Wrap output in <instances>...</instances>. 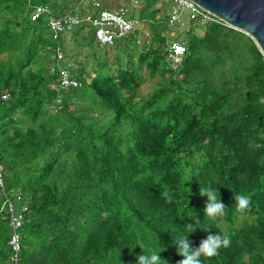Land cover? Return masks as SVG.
I'll return each instance as SVG.
<instances>
[{
	"label": "trees",
	"instance_id": "obj_1",
	"mask_svg": "<svg viewBox=\"0 0 264 264\" xmlns=\"http://www.w3.org/2000/svg\"><path fill=\"white\" fill-rule=\"evenodd\" d=\"M35 1L58 11L57 0ZM26 4L0 0V160L9 169L8 188L29 201L23 264H138L139 255L151 252L160 253L162 264H177L184 258L177 254L180 238L187 235L195 250L209 234H227L230 244L211 258L202 255L201 264H264V55L254 40L232 27L223 37L227 25L218 22L203 26L202 34L189 30L178 76L168 67L167 39L155 37L137 64L130 54V61L98 70L90 82L85 62L79 73L72 65L82 86L64 90L49 63L58 47L64 51L65 36L72 33L77 45L80 38L102 45L86 24L47 37L46 19L32 20ZM141 6L140 19L148 16L157 27L162 9L151 0ZM234 32L240 36L229 45ZM137 33L117 42L136 47ZM205 45L215 60L207 61ZM226 52L235 56V73L219 81L209 67L215 61L223 75ZM143 63L163 75L161 89L149 96L139 91ZM6 90L10 97L3 100ZM87 92L91 104L77 105ZM53 103L56 113L47 107ZM14 150L17 163L10 158ZM201 187L216 190L223 215L205 214ZM235 194L251 198L242 212ZM3 223L0 238L8 250L0 260L9 262L11 229L6 217Z\"/></svg>",
	"mask_w": 264,
	"mask_h": 264
},
{
	"label": "built area",
	"instance_id": "obj_2",
	"mask_svg": "<svg viewBox=\"0 0 264 264\" xmlns=\"http://www.w3.org/2000/svg\"><path fill=\"white\" fill-rule=\"evenodd\" d=\"M31 7V19L38 20L44 17L47 21L49 30L54 39H58L61 35L70 33L75 29L88 25L94 30L97 42L102 46L114 45L117 40L130 35L139 30L143 21L135 15H131L129 9L121 6L116 9L100 8L95 12H55L48 4L43 2H35L27 0ZM172 2L171 10L168 12V19L171 25H186L185 18L182 17L186 12L187 16L193 17L201 23L209 24L218 22L229 26L223 20L212 14L210 11L202 8L193 0H170ZM138 3V0H135ZM100 2L95 0L94 7H99ZM63 50L58 47L57 54L54 59L58 64V73L60 76V87L69 89L80 85L74 72L70 70L71 61H67ZM188 48L184 40L173 39L168 46L167 57L171 68L182 76L181 66L186 57ZM56 69V70H57ZM10 92L6 90L2 95L3 100H8ZM8 174L7 167L0 160V192L2 199L0 200V214L5 215L8 220V226L11 229L9 239V264H23V228L28 222V214L30 209L21 194L9 195L6 191V176ZM4 194V195H3Z\"/></svg>",
	"mask_w": 264,
	"mask_h": 264
},
{
	"label": "rangeland",
	"instance_id": "obj_3",
	"mask_svg": "<svg viewBox=\"0 0 264 264\" xmlns=\"http://www.w3.org/2000/svg\"><path fill=\"white\" fill-rule=\"evenodd\" d=\"M35 1V0H33ZM65 1L66 0H57V13H63V12H91V8L94 6L95 0H68L69 6L68 10H64L65 7ZM26 8L30 7V4L26 0ZM39 2V1H35ZM146 0H138V3H135V0H126V3L130 8L136 9V11L140 10L142 8V4H144ZM48 4L52 9L53 6H51L49 3ZM93 5V6H92ZM72 6V7H71ZM135 6V7H133ZM54 10V9H53ZM94 10V8H93ZM55 11V10H54ZM56 12V11H55ZM3 15L6 17H9L10 15L7 13H3ZM31 14L29 13V16ZM183 18H185L186 25H178V24H173L171 25L169 22V19H167L166 22L164 20H161V14L157 15V18L160 19V22L157 27H152L151 26V19L148 16H145L143 18V24L139 28L138 33L136 34L137 36V46L132 47V46H126L125 44L127 43L124 40L118 41L116 44L109 46V47H102V46H93V44L88 43L87 41H82V38L78 39L81 41V44L77 45L78 41L74 40L71 38V34H67L65 37L66 39L63 41L62 45L64 47V51H62L65 54L66 60L71 61V64L77 67V72L79 73V63L80 61L85 62V65L87 66V70L89 71L90 75L87 78V81L90 82L93 77L97 75L98 70H103L105 73H107L108 68H110V71L114 70L119 66L120 63L125 64L126 62L131 60V55H133V61L135 64L139 62V58L141 53H145L147 50V45L149 43H152L153 39L157 37H165L167 39V47L171 43L173 39H180L184 40V36H186V32L191 30L192 33L195 34H202L204 33L203 26L207 24H202L201 21L187 16L186 12L184 15H182ZM31 18V17H30ZM168 23L167 27L166 24ZM228 27L226 26V29L221 33V35L224 37L228 33ZM88 28L84 29V33H88ZM237 30V29H236ZM240 31V30H238ZM242 32V31H241ZM47 37H52L51 31L46 30L45 31ZM244 33V32H243ZM246 34V33H245ZM240 34L238 33H231L229 37V45L234 44V40L236 38H239ZM249 36V35H248ZM131 45V44H130ZM157 45V44H156ZM155 45V46H156ZM225 47V45H224ZM203 55L207 56V61H212L215 60L216 56L214 54V51L210 49L208 46H204V48L201 49ZM58 51V50H57ZM131 54V55H130ZM245 55H248V53H244ZM54 53L51 54L50 57H53ZM224 58L227 60V63L225 65V71L223 75H220L218 73V66L213 63L210 64V71L219 79V81H224V77L226 76H233L235 71L231 68L232 67V62L235 59V56L232 55L230 52L224 53ZM50 59V58H49ZM119 59V60H118ZM166 60L168 62V67L170 68V62L168 60V57L166 55ZM108 63L107 65L99 66L96 63ZM248 65H250V62H248ZM49 67L52 73L56 72V69L58 68V64L56 62V59L50 60ZM166 69V68H165ZM141 73L143 76L146 78L145 81L143 82L142 86L140 87L139 91L141 94L149 96L150 94H153L157 89H161L162 87V77L163 75L159 70L156 72H152L148 67L146 63L142 64L141 68ZM170 72L167 69V72L164 76H169ZM76 76V75H75ZM77 77V76H76ZM244 81L245 86L252 87V83L248 81V79L245 76L241 77ZM79 83L80 80L78 79ZM80 86H82L80 84ZM61 88V87H60ZM172 89L174 92H178L180 89L177 85H172ZM66 90V89H64ZM170 90V89H168ZM166 102V101H165ZM77 105L84 104L85 106H89V103L91 104V99L89 97V92H87L84 96V98L77 99ZM50 111L53 113H56L57 110H59L60 107L57 106V104L53 103L48 105ZM90 113H93L92 110L89 109ZM100 119L101 122H104V117L102 115H97ZM35 122H30L28 123V127H34ZM10 158L15 161V163L18 162V155L16 150L11 153ZM7 167V164H6ZM7 171L9 173V169L7 167ZM6 182H7V176H6ZM6 191L8 192L9 195L13 196L15 194H21L23 196V199L25 201V204L28 205L29 207V201H27L25 195L22 193L20 189H14L10 190L7 186L6 183ZM4 195V194H3ZM2 199V195L0 192V200ZM30 209V207H29ZM3 219H5V215L0 214V227L3 224V227H6L3 223ZM245 219V216H240V220ZM30 220V218H29ZM224 225V223H222ZM24 231V230H23ZM8 250V247L5 245L3 242L2 238H0V253L6 252ZM0 264H9L8 261H3L0 260Z\"/></svg>",
	"mask_w": 264,
	"mask_h": 264
},
{
	"label": "clouds",
	"instance_id": "obj_4",
	"mask_svg": "<svg viewBox=\"0 0 264 264\" xmlns=\"http://www.w3.org/2000/svg\"><path fill=\"white\" fill-rule=\"evenodd\" d=\"M201 196H206L208 201L206 203L204 212L208 217H215L218 215H223L225 211V204L222 203L221 198L217 200L216 190L210 187H201L200 188ZM163 196L170 199L171 197L167 192L162 193ZM234 200L237 204L238 211H244L250 205V196L244 194H235ZM192 224L186 226V232L188 234L193 233L195 230ZM204 231H210L208 228H201ZM191 230V231H190ZM230 244V238L227 234H209L206 239H203L199 247L193 250L187 240V235L179 240V249L177 254L183 256L184 258L177 262V264H201L199 259L202 255L204 257L211 258L218 254V250L221 247H227ZM138 264H162L160 253L151 252L148 254H141L137 257ZM167 262V261H166ZM168 264V262H167Z\"/></svg>",
	"mask_w": 264,
	"mask_h": 264
},
{
	"label": "water",
	"instance_id": "obj_5",
	"mask_svg": "<svg viewBox=\"0 0 264 264\" xmlns=\"http://www.w3.org/2000/svg\"><path fill=\"white\" fill-rule=\"evenodd\" d=\"M230 27L249 35L264 55V0H193Z\"/></svg>",
	"mask_w": 264,
	"mask_h": 264
},
{
	"label": "crops",
	"instance_id": "obj_6",
	"mask_svg": "<svg viewBox=\"0 0 264 264\" xmlns=\"http://www.w3.org/2000/svg\"><path fill=\"white\" fill-rule=\"evenodd\" d=\"M100 2V6L99 7H94L93 5V8H91V12H95L97 10H99L100 8H108V9H116V8H119L121 6H125L129 9V13L131 15H135V16H138L139 18H141L140 16V13L138 11H136V9H133V8H130L126 3V0H98ZM153 2V7L156 9V8H161L162 9V12H160L159 14H162L163 13H168L170 10H171V7H172V2L170 0H151ZM135 7V6H133ZM89 29V28H88ZM109 46V45H107ZM6 224V222H5ZM8 226V224H7Z\"/></svg>",
	"mask_w": 264,
	"mask_h": 264
}]
</instances>
